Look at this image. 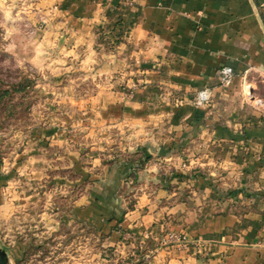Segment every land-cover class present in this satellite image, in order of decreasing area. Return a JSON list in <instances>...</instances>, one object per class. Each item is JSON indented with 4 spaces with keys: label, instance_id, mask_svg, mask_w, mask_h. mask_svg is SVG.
Wrapping results in <instances>:
<instances>
[{
    "label": "rangeland",
    "instance_id": "1",
    "mask_svg": "<svg viewBox=\"0 0 264 264\" xmlns=\"http://www.w3.org/2000/svg\"><path fill=\"white\" fill-rule=\"evenodd\" d=\"M102 1L123 9L133 4V0ZM46 3L47 0H0V88L20 83L24 78L30 82L29 89L15 95L5 105L7 108L0 106V162L9 164H5L4 171L13 163L12 156L16 153L20 156L21 149L26 148L24 140L20 142L16 136L26 135L33 125H52L58 142L50 147L46 144L49 154L53 155L36 189L28 161L19 159L18 166L9 169L17 177H23L6 184L8 191H4L9 199L0 204L3 205L0 207V247L8 254L10 264H130L132 252L136 247L143 250L148 236L136 237L119 228L121 231L117 234L121 238L116 248L107 243L109 228L99 230L93 224L92 227L85 225L73 214V204L92 192V175L101 174L104 168L108 169V179L102 185L100 197L105 205L119 207L122 212L118 211L116 218L124 220L128 210L143 205L144 198L147 200L144 205H153V208H172L188 202L191 206L183 218L169 216L167 229L157 236L149 234L150 240L161 237L160 245L171 243L177 247L189 241L192 244L212 242L213 239L205 237L208 231L200 218L209 214L205 208L211 202L215 203V212L230 201L237 206L240 181L223 178L225 169L221 165L209 167L207 156L211 149L196 141L197 124L204 123L210 109L211 87L199 88L188 95L176 90L159 100L169 109L184 106L189 111L177 127L182 128L178 142L157 145L155 132L160 122L145 130L141 123L123 117L119 121L106 119L111 118L109 110L117 98L122 103L133 101L141 85L140 78L134 79L138 74H130L127 69L92 70L81 64V53L67 56L61 48L71 44L63 37L65 27L55 30L57 37L62 38L61 44L59 40L60 45L48 44L45 32L55 20L59 19L55 21L56 26L63 23L60 19L66 7L56 3L47 9ZM57 12L53 19L52 13ZM126 31L127 26L119 20L111 26H102L96 35L108 52L115 53L123 44ZM218 81L222 87L230 85H224L221 78ZM248 86L245 93L249 91ZM207 89L211 91L209 101L199 104L197 95ZM110 97L115 100L109 102ZM7 109L12 111L9 116H6ZM173 109L167 110L166 116ZM138 129H142L140 133ZM74 159L84 162L92 173L80 186H70L81 177L74 170ZM23 167L27 171L22 174ZM17 187L23 190L18 192ZM116 190L120 197L118 204L111 200ZM202 192L208 193L209 198H201L206 193L195 196ZM24 193L28 195L25 203L16 205V199L24 198ZM193 223L199 227H192ZM151 255L149 250L144 262L136 264H145Z\"/></svg>",
    "mask_w": 264,
    "mask_h": 264
},
{
    "label": "crops",
    "instance_id": "2",
    "mask_svg": "<svg viewBox=\"0 0 264 264\" xmlns=\"http://www.w3.org/2000/svg\"><path fill=\"white\" fill-rule=\"evenodd\" d=\"M56 3H63L66 11L60 19L62 24L54 25L58 19L48 26L45 32L48 44L56 46L57 40L61 44L62 38H58L55 30L65 27L63 37L71 44L61 45V48L67 56L78 52L86 68L102 72L103 69H127L130 74H138L135 80L140 78L141 85L133 101L122 103L117 98L109 110L111 118L106 119L119 121L123 117L141 123L145 130L160 122L155 132L157 145L178 142L182 128L177 127L189 110L184 106L170 108L172 113L166 116L170 109L159 100L176 90L188 95L199 88L211 87L210 109L204 123L197 124L196 141L210 147L209 167L221 165L225 169L223 178L240 181L237 206L230 201L215 212V203L211 202L205 208L209 214L203 215L200 221L208 231L205 237L213 239L207 244L189 241L182 247L171 243L162 246V240L158 242L161 237L149 238V234L157 236L167 229L169 216L182 217L191 206L188 202L172 208H153V205H144L147 201L144 198L141 199L143 205L128 210L124 220L118 222L119 207L105 205L100 197L102 185L108 179L106 168L101 174L92 175V192L73 204L74 216L99 230L109 228L107 243L116 248L121 238L117 234L119 228L136 237L148 236L143 242L146 244L143 262L149 250L152 255L147 256L145 264H264V0H133L125 9L102 0H47V9ZM52 14L55 19L58 12ZM119 20L127 26L125 39L115 53H110L98 40L96 32ZM225 67L233 72L228 87H222L218 81ZM246 85L251 92L249 99L244 96ZM108 100L112 102L115 97ZM54 130L52 125H33L26 135L16 136L20 142L24 140L26 148L21 149L20 156L17 153L12 156L13 163L7 171H4L7 161L0 162V204L8 202L5 195L8 182L23 179L9 170L18 166L17 160L31 165L34 189L37 181L45 177L53 155L49 154L46 144L50 147L58 143ZM141 130L138 129V133ZM73 165L81 177L70 186H80L92 173L84 162L74 159ZM23 171L27 170L23 167L21 173ZM22 190L17 187L18 192ZM204 193L195 196L201 197ZM24 194V198L16 199V205L25 203L28 195ZM201 198H209L208 193ZM113 199L117 204L120 201L117 190L111 194ZM109 216H114L115 220ZM192 227L199 225L193 223ZM137 251L140 250L136 247L131 257Z\"/></svg>",
    "mask_w": 264,
    "mask_h": 264
},
{
    "label": "trees",
    "instance_id": "3",
    "mask_svg": "<svg viewBox=\"0 0 264 264\" xmlns=\"http://www.w3.org/2000/svg\"><path fill=\"white\" fill-rule=\"evenodd\" d=\"M29 84L30 82L24 78L22 82L20 83L11 84L9 87L0 88V106L3 108H7L6 104H9V102H11L15 98L14 97L15 95L22 94L26 90H28ZM6 111H7L6 116H9L12 113V111H9L8 109ZM117 221L118 222L122 221V218L118 219ZM144 251H145L144 249L141 251H137L134 256L129 257L128 259L129 263L130 264L142 263L143 262L142 257H143Z\"/></svg>",
    "mask_w": 264,
    "mask_h": 264
},
{
    "label": "built area",
    "instance_id": "4",
    "mask_svg": "<svg viewBox=\"0 0 264 264\" xmlns=\"http://www.w3.org/2000/svg\"><path fill=\"white\" fill-rule=\"evenodd\" d=\"M233 78V72L232 69H230L229 67H225L221 70V81L224 85H229L232 81ZM248 92L245 93L244 92V96L245 98H250L251 97V92L248 86ZM211 97V91L209 89L201 91L198 95H197V101L199 104L204 103V102H208L209 99ZM171 237V236H170ZM174 237V241H178V239Z\"/></svg>",
    "mask_w": 264,
    "mask_h": 264
},
{
    "label": "water",
    "instance_id": "5",
    "mask_svg": "<svg viewBox=\"0 0 264 264\" xmlns=\"http://www.w3.org/2000/svg\"><path fill=\"white\" fill-rule=\"evenodd\" d=\"M0 264H10L8 254L0 247Z\"/></svg>",
    "mask_w": 264,
    "mask_h": 264
}]
</instances>
